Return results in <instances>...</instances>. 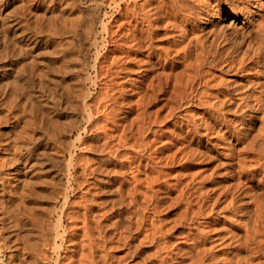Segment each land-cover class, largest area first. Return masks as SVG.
Returning a JSON list of instances; mask_svg holds the SVG:
<instances>
[{
  "label": "rangeland",
  "instance_id": "obj_1",
  "mask_svg": "<svg viewBox=\"0 0 264 264\" xmlns=\"http://www.w3.org/2000/svg\"><path fill=\"white\" fill-rule=\"evenodd\" d=\"M122 1H123V3H122ZM122 1H121V7H122L121 11H118L112 5H110V6L107 5L106 4L107 2H105V3L101 2L100 3L101 5L89 4V6L88 5L83 6V9H84V7H86L87 9L90 8L89 12H88V10L84 9L85 12L87 11L86 13L90 14L91 10H92V12H94V13H92L93 15L90 14L91 16L88 14L91 18H94L92 16L96 17V19L94 18L92 20L93 26H94V31H95L94 33L96 35H94V37H92L93 39L91 38V40H89L90 42L88 40L85 41V49H86V50L84 49L85 50L84 52L86 53L85 58L89 63L88 64L89 66H87L88 67L87 68L88 69L87 74L89 73L88 75H90V77L87 75V79H86V81H84V86L86 85L85 88H86L87 92L90 94L89 97L91 96L90 98L88 97L89 102H91L93 104L97 101L96 99L99 97L98 98L99 104L102 103L103 107L105 106L104 110H106V111H108V108H109L110 111H108V112H111L110 113L111 116H114L116 114V112H118L117 115H115V117H113L114 122L112 120V117L109 115V117H111L110 118L111 122H109V120H108L109 123H108L106 128H108V130H110V131L108 132V130L106 129V132H107L106 135L110 136L113 134L112 136L118 137V135H119L118 133L124 132V131H120V130L122 128H124V129L126 128L127 129L125 131L126 136H128L130 134L132 135L133 132L130 133V131L132 129H133L132 131H135L137 129L135 131V133H137L136 136L138 135V137H139L140 135L141 136L145 135L146 137L142 136V140H139L138 142H136L137 143L136 145H138V146H136V149H134L132 147H124V146L120 148V150L121 149L123 150L125 148L126 149L129 148L128 149L129 151L126 149H125L126 151L124 150L125 152L121 150L123 152V154L120 151L121 156L119 154L118 156H120V157H116L117 160L115 158L116 162H114V165L117 167V168L115 167V169L118 171L121 170L120 172H121V175L123 174V176H121L120 174L116 175V173L114 172V174L117 176V178L115 179L116 182L114 181L113 185L110 187V188L113 187L114 191H112L111 194L109 192L108 193L103 192L102 190L100 192L93 185H91L89 187L87 186L86 182L84 181L85 176L83 177L84 174L82 173L83 168L81 169L82 165H84V167H86L87 165L88 166L91 165L90 168L92 167V165L95 166L96 164H94V163H96L97 158H98L97 151L90 149V148H87L88 145H87V147L85 145L83 147H82V145H80L81 141H82L81 139H83V140L86 139L89 136V132H85L82 128V131H81L82 136H80L78 139H77V132L70 134V135H66L65 136L66 138L61 136V138H63V139H59L60 130L58 128L61 125V122L64 123V124L62 123L63 124L62 126L68 125V122H67L68 120L65 118L62 121L61 120L59 121L57 119L58 121L57 120L56 121L58 123L56 121L54 122L55 125H54V129H52V131L57 130V129L59 130V133H58V130L55 131L58 139H57V141H54L52 138H50L48 133H47V135L44 134L42 136V141L40 144H38L37 155H38V158L41 157V161L43 160L44 162L42 161L43 164L41 165L40 163L35 164L34 160H30V164H33V166L31 167V169H33V171L31 169H29L31 172L29 173L30 177L28 178L29 180L27 179V182L28 183L30 182V183L26 184V183H24V181H22V179H20L18 181H15L13 179L14 174H13L12 168L15 165L14 164L15 162H14V159L11 157H14V154L16 151H17L16 153H18V151H21V152L25 151V148H24L25 147V145H24L25 141H29L30 140L29 138L32 134V132H31L32 124L30 122L31 117L28 116L29 113H27V111L26 112L24 111L25 108L23 110L20 109V106H21L20 103H22V101H20V103H18V99H17L18 105H16V106L20 110H17V108L14 106L13 114L10 113L7 116V117H9V120H7L8 118L7 119L5 118L6 117L5 114H8L9 112L6 113L7 112L6 109L1 111L0 112V205L4 208L3 210L2 209L1 210L2 211L6 210V211L5 212L1 211L0 216L3 213H4L3 215L6 214L5 215L7 217L6 221H10L11 222L10 224H13V222H14L15 225L14 226L12 225L8 229L10 232H11V230L13 231L14 234L13 233H12L13 235L11 234L13 237L11 235H9V237H7L8 239L5 238L7 240L4 241L3 235L1 236V234H0V236L2 237V238L0 237V264H13V263L15 264L16 258H18V259H16L18 264L19 263L30 264L29 262H32V261H30L28 259L29 254L27 253V250H24L26 248V246L28 247L29 244L31 246V243H32V245H34L33 246L34 248L35 247L39 248L41 246L40 237L42 236V234L45 232L46 236L48 235L49 237H51L55 227L58 228L59 233H61V235L63 237L62 238L59 236L57 238L58 252H55L54 250H50V253H51V255H50L51 259L50 260H45V261L43 260L42 261V260L38 259V261L34 264H49V263L53 264L54 263L53 257H56L57 254H60L61 257L60 256L59 257H60L61 262L63 260H66L67 262L69 260L71 261V263H70V261L68 263H66V261H65L64 264H76V263L77 264H86L87 262H84V261L85 260L89 261L91 259L90 258L88 260L86 258L84 259L85 256L82 257V255H84L86 252V255L90 257V253L88 255V252H87L88 249L90 251V248H89L90 246L86 244V243H88L87 238H90V237H86L88 234H85V233H84V235H85V237H84V235L82 233V232H85V230H84L85 226L84 225L86 223L85 224L81 223V220L79 221V218L81 217L80 219H82V217L85 215V214H82L85 212V210H83L85 208H83L84 206L83 207H80V206H81V204H84V203L87 204L86 202L95 199V197H96V200H98V201L94 200L95 201L94 205L92 204L94 202L91 201L90 203L92 205H90L91 206L90 208H89L90 203H88V205L84 204L86 207L88 206L89 210L91 211V212L89 211L88 213L95 215V216L88 215V213H87L88 218H90V217L94 218L95 217L94 219L90 218L93 221L97 220V219H99L98 221L101 220L102 226H104V228L106 227L105 224L107 226L109 225V227H110V224H112L111 225L112 227H110V228L106 227L105 231H102L103 234H105L108 231L105 235V237L107 236V234L109 236V237L108 236L106 237L107 242H106V238L99 237L96 232H95V238L96 239L93 241L94 243H96L95 241H97V240L99 241L102 239L99 242L100 243L102 242L101 244L103 245V247H101L102 245H100V247H99V245H97V244H99V242L96 243V246H97V250H98L97 253H100L101 251H103V252L105 251L104 255L108 256V257H105V259H106L105 264H111V262H113L112 264H115L116 261H117L116 264H124V263L125 264H134V263L135 264H147V263H149V264H162V263L163 264H171V263H173V264H194L195 263L196 264L197 262H198V264H200V261L201 262L203 261L202 264H218V263L219 264H246L245 260L248 258L247 256H250L248 259L250 262H252V260H253L254 264H256V262L264 261V258H262L261 255H258L259 253H256V255H253L254 257L251 256L252 253L250 252V250L247 247H245L246 246V244H245L246 239H244L246 237L245 236V231H246L245 229L246 228H245L243 222L245 221V225H246V224L251 223L252 219H253V216H252L253 213L252 212L254 209L253 207H255V206H254V201L252 202L251 200L255 197V195H257V197L259 199L264 198V174H261V171H262L261 169L263 167L262 165L264 164V160H263L264 159V155H263L264 153H262V152H264V144H260V139H259L261 136V133H259V132H261L260 129L263 128V125H264L263 124L264 123V120H263L264 117L260 116L261 114L258 113L259 117H257L252 124H247L246 122H244L245 121L243 119V118H245L244 115H245V113H248L249 111L240 109V101L237 100L238 99L237 91L235 90L237 88V86L240 84L239 78H240L241 73L245 74V71L239 70V69L233 70V68H229V70L228 69L227 70L221 69V67L224 66V63H222L223 65H217V66H213V67H212V65H208V66L206 65L207 67L206 66L204 67V73L207 77H209V78L205 77L207 79V82H208V86H207L208 89L203 88L205 86H204V84L199 83V80H197L198 78L195 79V80H197V81H194L195 83L193 82V88H197L201 92L199 94V97L198 96L193 97L192 93H190L188 91L189 94L187 92V99L185 98V101L183 99V100H181L180 103H178L179 98L177 96L173 95L174 94L173 91H171L170 89H166L165 92H163V93L157 92V94L155 95L157 99H155V97H153V99L155 101L153 99L148 98V96L146 94H143V91H141L142 88L147 86V84L149 85V80L143 79V74L145 73L144 67H140L142 64V61H139L140 60L139 58L142 59V55H139V54L135 55L134 53H132L129 56V58H127V60L129 59L128 61L131 62V64L129 65V67L127 69L128 72L126 69H124V67L121 66V64L119 62V58H121L122 56L124 57V55H123L124 53H121V51H119V49H117L114 52L115 54L112 53L111 57L109 54L104 55L106 57L108 56V58L101 56L104 53L106 54V47L108 45H110V47L112 45H115L116 43L119 46L123 45L124 41L121 37L123 35H125L123 33L126 32L125 31V29H127L126 27H128V25H131L130 23L134 21L133 20V21L127 23L128 20H132L133 18L132 17L127 18L124 15L123 11L125 12V10H124V1L125 0H122ZM69 2H70V0H69ZM92 5H93V7H92ZM94 5L97 7L94 8L95 7ZM42 6H39L37 11H34L35 15L36 14L38 15L40 11H41V13L45 12V15L44 14L38 15L40 17L38 20L34 19V16H35L34 14L29 13V17L31 20L32 27H33V25L36 24L37 21H38L37 22L38 24H39V22L43 24L42 27L45 25L44 19L48 18V17H46V15H48L51 11L49 9L48 11L46 10L47 11L46 12L45 10H43L44 7H42ZM39 9H41V10H39ZM42 11H44V12H42ZM33 20H35V21L37 20V21L35 22ZM112 20H114V21H112ZM123 22L125 24L124 26H123ZM227 22H228V20L226 19L225 21H223V24L227 23ZM103 23L107 26L105 29H103ZM164 23H165L164 21L159 23L160 31H159L158 38L163 41V42H161V44H164L165 46H169L171 41L178 37V32H176L175 30L174 31L171 30V31L166 32L165 28L163 27ZM118 24H121V25L118 26ZM121 28H123L124 32ZM198 29H200V28H198ZM40 30H41L40 28L37 29V31H38L37 36L40 39H42L43 38V31H41V33H39ZM105 30H106V32H105ZM110 30H112V31H110ZM203 31H204L203 33L207 32L206 29ZM110 32L114 33L113 34L115 36L114 39L116 40L115 44H114V42H111L109 44L108 40L110 38L109 37ZM119 32L120 33L123 32L122 34H120V36L122 35L121 37H119L120 39H118L119 35L117 34ZM166 35H168V36H166ZM175 36H177V37H175ZM92 41H95V42H92ZM218 47H220V52L223 53L224 51H223V48L221 47V45H219ZM39 49H40V47H39ZM118 53L119 54L121 53V55H118ZM115 55H118V56L115 57ZM29 56H30V52H27V53L24 52L20 57L22 60H21V62L20 61L19 62H20V64H22V66H23V64H25L28 67H31L36 71L40 70L39 72H35V74H33L30 77V78H32L31 80L34 79L33 81L36 82V84H39L41 79H40V76L38 73H41V67H42L41 62H39L40 57H38V59L36 58L37 61H34L33 60L34 58L33 57L31 58L32 55L30 57ZM95 57H98V58L101 57L100 59L104 60L103 63L107 64V65L104 64V66L102 65V68L104 71L102 70V68H100L102 71L99 70L101 72V74L98 76L100 79L94 77L95 70L93 67H91V64L93 65V62H95ZM113 57H115V58H113ZM172 57L177 62L178 61L180 62V60L177 59V55L173 54ZM104 58L107 60H105ZM110 58H112V59H110ZM114 59L116 62L114 61ZM26 60H28V61H26ZM106 61H108V62H106ZM109 61H111L112 63ZM24 62H26V63H24ZM105 65H106V67H105ZM167 65L168 66L165 68H163L161 65H158L156 72H158V73L163 72L164 74H166L167 72L173 71V73H175L176 71H178L176 73L180 74L183 72L181 70H184V67H183L184 65L181 62L175 64L174 66H170L169 64H167ZM110 68L112 69V72L114 69V72H113L114 76H113V73L110 72V70H111ZM139 68H140V70H139ZM210 70L211 71L213 70V71L211 72ZM206 71H207V73H206ZM125 72H127V74ZM209 72L211 73L210 75H209ZM106 74H109V75H106ZM115 74H116L117 78L115 77ZM110 75L112 76L111 78H110ZM123 75H125V76H123ZM107 77L110 78V80H112V81H109V79ZM127 77H128V79H127ZM93 78H94L95 82L91 81ZM102 78L105 79V81L101 80ZM131 78H132V80H131ZM134 78L136 81L134 80ZM88 79H91V80H88ZM125 79H127L126 80L127 82L125 81ZM114 80H116V81L114 82ZM104 82L105 83L107 82V83L105 84ZM133 82H135V84ZM108 83L111 86H109ZM113 83L116 86H119V83H120V85L122 83L123 84H122V87L119 86L118 88H115L116 86L114 87ZM117 83H118V85H117ZM144 84H146V85H144ZM213 84H215V85H213ZM135 85H137L138 87ZM209 85H210V87H209ZM105 86H107V87H105ZM112 86L116 90L121 88L120 91L119 90L116 91L115 89L114 90L116 92L112 91L115 99L112 98L113 96H111V98H112L111 99L110 95H108V94H110L111 90L109 93L106 92L107 90L109 91V89ZM108 87H109V89H108ZM113 88H112V90H113ZM211 88H213V89H211ZM222 89L223 90L226 89L228 91V96L229 95L230 96L229 97L227 96V98H224V100L222 98L223 102L221 104H219L218 106H216V108L208 109L209 104H207V102L214 100L213 98H210V97H214L213 96L214 94L212 92L213 91L216 92V90L222 91ZM169 92L171 93V95ZM118 93H119V96L118 95H117L118 97L115 96ZM123 93H124V95H123ZM200 95H202V96L200 97ZM107 96H109V97L107 98ZM208 96H210V97H208ZM120 97L123 99H121ZM206 97H207V99H206ZM106 98H107V100H109L108 102H107ZM146 98H147V101H149L148 99H150V101L153 100V102H148V103H150L149 105L147 104V102H145L143 104V102L146 100ZM201 98H202V100H201ZM188 99L191 101H188ZM103 100H106V101H103ZM116 100H118L120 102L122 101V102L118 103V104L114 103V101L117 102ZM139 100H141V101L139 102ZM192 100L194 101L195 104L193 103ZM183 101H184V104L187 102L184 106L185 109H181L182 105L180 106V109H178L179 107H177L176 105L182 104ZM237 101H238V103H237ZM137 102H139L138 104L140 106V107L138 106V108L136 105ZM173 102L175 104H173ZM108 103L110 105H108ZM112 105L115 108H113V107L111 108L110 106H112ZM141 105L143 106V108H141L142 107ZM173 106H176L175 110L173 109L174 108ZM106 107H108V108H106ZM116 107H118V108H116ZM144 107H145V110H144ZM184 107H182V108H184ZM22 108H23V106H22ZM113 109L114 110L118 109V110L115 112V111H113ZM101 110H103L102 107H101ZM103 111H101V112H103ZM139 111H140V113H139ZM211 111H212V114H211ZM171 112H173L172 116L169 115V114H171ZM240 113L242 115H240ZM101 115H103V113L102 114L98 113V116L100 117V120L98 121L99 123L100 122L102 123L103 121L105 122L104 115L103 116H101ZM145 115H146V117H145ZM166 115H168V117ZM135 116L136 117L141 116L140 119L137 118L139 120L138 122H137V120L134 119ZM148 116L149 117L151 116L150 117L151 119H153V117H154V119L156 118V120L153 119L154 122H152V120H150L148 118ZM101 117H103V118H101ZM123 117H125V118H123ZM83 118L86 119L85 116H82V113L79 112V114L77 115L76 118H70L71 120L69 119V121L72 123V124L70 123V125L78 124V126H80V127H83V125L85 126L87 124V122ZM27 120H29L30 123ZM115 120H116V122H115ZM134 120L136 122H134ZM66 122H67V124H66ZM130 122H133V123H130ZM189 122H190V124H189ZM111 123H115V124H111ZM134 123H138V124L134 125ZM121 124L122 125L126 124L128 127L126 125L122 126ZM130 125H131V127L133 126L135 128H133V127L129 128ZM136 125H139L141 129L139 127L137 128ZM192 125H195V126H192ZM56 126H58V128ZM124 126H126V127H124ZM149 126H151V128ZM115 127H117L118 129H113ZM147 127H149V128H147ZM50 128H52V126ZM128 128H129V130H128ZM188 128H195V130L200 131V132H196V135H194V136L190 135V134L188 135L187 130H186ZM145 129H147L146 132H145ZM263 130H264V128H263ZM263 130H262V133H263ZM141 133H143V134H141ZM103 135H104V133L102 132L101 137ZM104 136L102 138L99 136V138L97 137L96 140H95V138L90 137L86 141L92 142V143H94L96 141L97 143L100 144L104 140ZM141 136L139 137V139H141ZM223 136H224V139H221ZM111 137H108V139L110 140ZM115 137H112L111 140H115ZM131 137L129 136V138H131ZM187 137H188V139H187ZM254 137H256V138L254 139ZM256 139H257V142H256ZM58 140H61V143L64 141H68L66 143L68 144V147L71 149V151H73L72 154L73 155L78 154L80 156L79 157V159H80L79 163H76L74 165V167L70 166L68 170H66L68 167L67 166L65 167V165L68 164L67 161L69 160L70 154L68 152L67 153H65V152L61 153L60 152L61 151L60 146L62 147L63 144L60 145V142H58ZM141 141H143V143H145L146 145L143 144ZM69 142L71 144L70 146H69ZM11 143L14 145L12 146ZM66 143H65V145H67ZM73 143H74V145H72ZM8 144H10L12 147ZM114 144H116V141H114ZM257 147H259V149ZM130 148H132V149H130ZM128 153H129V155L126 156V154H128ZM193 153H194V155H193ZM135 154H136V156H135ZM137 154H139L141 157L139 155L137 156ZM258 155H259V159L257 161ZM143 157H146V158H143ZM121 160H122V162H121ZM132 160L134 163H132V166H131V164H129L128 162L131 163ZM36 162H37V160H36ZM64 163H66V164H64ZM117 163H120V165H118ZM138 163H139V166H138ZM260 163H262V164H260ZM40 166H41V169H40ZM136 166L139 167V169L135 168ZM143 166H144V168H143ZM62 168H63V170H61ZM242 168H244V170ZM58 169H60L61 171H59L60 173L58 172V174H57L56 172L58 171ZM152 169H154V170H152ZM239 169H242V170H239ZM245 169H247V170H245ZM122 170L124 173L122 172ZM118 171H117V173H120ZM53 173L55 175H53ZM37 174H41V178L37 177ZM74 174L75 175L77 174L76 176H78V178H80L79 179L80 181L83 180V183L81 185L85 184L84 186H80V187L77 186L78 183L74 179V176H75ZM79 174L80 175L83 174L82 175L83 178ZM103 174L101 173L99 176L100 177L104 176ZM155 174H158V175L156 176ZM118 175H120L121 178ZM122 177L125 179V182H123L124 179ZM117 179H118V181H121V183H122L121 187H123V191H125V194H126V191L127 192L131 191V193H132L134 190V191H136V192H134L135 193L134 195H136V196L132 195L131 193L129 195L128 194L125 195L123 192L124 197L126 198L125 199L126 201H124V204L122 205V207H118L119 205L118 206L116 205L118 208L117 207H113V208H115L117 210L119 208H121L122 214L125 213L123 216L126 217V215H127L129 217V219H130V217H132L130 219V221H129L128 217H126V218L124 217V220H125L124 222H126L127 220H128L127 222H130V223L133 222L134 218L136 219L135 216H137V214H138V216L140 215V217L142 216V219H140L141 221H139V223L136 221L135 222L137 224L133 223V224H136V228L138 231L136 229L134 230V228H135V226H134V227H131L133 230L131 232V228H129V227L132 225V223L129 225L126 222L125 223L126 226L124 224L123 226L121 225L122 227L121 226L118 227V225L116 226L114 224V222L112 223V221L110 223V218H111V220L114 221L115 215L114 214L111 216L109 215L110 211H109L108 207L112 203L111 201L113 200V198H114V200L119 198L118 194L116 193V188L118 187L117 185L120 182H118ZM128 181H130V182H128ZM116 183H118V184H116ZM227 183L230 185V187ZM15 184L18 185V188H15ZM23 184H24V186H23ZM25 185L27 187H25ZM29 186H31L32 188ZM87 187L89 189H87ZM138 188L141 190L139 191ZM90 189L92 191H89ZM235 189H238V191ZM138 191L141 193L143 192V193L141 194ZM232 191L233 192L237 191V192H235L237 195L235 193H232ZM94 193H96V194H94ZM99 193H101V194H99ZM104 193L105 194L107 193V195H105ZM219 193H221V194H219ZM64 194L68 196L69 202L71 201L69 203L71 209H67V210L69 212H70V210L73 211L72 207L73 208L75 207V211H73V213L80 214L79 216L77 215L79 217V218H77L78 220L75 218L77 216H75V217L73 216V218L76 219V222L79 221L77 223L75 222V219H73L72 217H68L67 214H65V215L62 214L61 210H62L63 202H64V197H63ZM92 194L95 196H93ZM225 194L226 195L229 194V195L226 196ZM232 194H233V196H232ZM109 195L111 196L112 199L110 198ZM219 195H221V199H223V200H221L219 198ZM82 196L86 200H87V197L89 196V197H91V200L88 197L89 200L86 201V200H84V198ZM127 196H129V199H131V200H129L127 198ZM215 196H216V198H215ZM130 197H133V198H130ZM235 197H236V199H235ZM108 198L111 200H109ZM135 198H136V200L134 202ZM141 198H142V200H141ZM229 198L230 199L233 198L232 203H229V201H230ZM82 199L84 200V203H83ZM104 199L105 200L107 199V202L104 201ZM213 199L214 200L216 199L215 200L216 203H215V201L214 202L211 201ZM128 200L131 201V203H133V202L134 203L133 204H131V203L127 204L126 202H128ZM219 200H221V201H219ZM140 201L143 203H141ZM209 202H210V204H209ZM211 202L215 203V204H211ZM218 202H220V203H218ZM72 203L76 206L72 205ZM104 203H105V205H103ZM106 203H109L108 207L106 206L107 205ZM224 203H227L228 205H230V207ZM96 204H98V205H96ZM145 204H146V207H145ZM77 205H80V206H77ZM131 205L134 207H132ZM210 205H212V206H210ZM241 205H243V206H241ZM128 206H131L132 208L131 207L129 208ZM135 206H137V207H135ZM78 207H80V209L81 208L82 209L80 210ZM77 208L79 209L78 211L76 210ZM124 208H125V210H124ZM127 208H129V209H127ZM143 209H145V210H143ZM157 209H158V211L154 212ZM211 209H213V210L215 209V210L213 211ZM227 209L228 210L230 209V210L228 211ZM135 210H138V211H135ZM208 210H211V212H209ZM107 211H109V212H107ZM141 211L143 213L139 214V212H141ZM132 212H136V213L133 214ZM63 213H65V212L63 211ZM193 213H196V214H193ZM204 213H206V214H204ZM97 214H98V216H97L98 218L96 217ZM129 214L130 215L133 214V216H129ZM60 215H61V221L59 220ZM87 215H85V216H87ZM107 215H109L108 218L104 217ZM245 215H247L248 217ZM62 216H64V217L62 218ZM138 216H137V219L140 218ZM235 216L238 218V220ZM144 217H145V219H144ZM69 218H72L74 224L72 223L71 219H69ZM234 218H235V221H234ZM247 218H250V219H247ZM90 219L88 220V224H90V226L92 225L91 226V228H92L94 226L93 224L95 222H92ZM246 219L249 220V222H247ZM103 220H104L105 224H103ZM105 220H106V222H105ZM107 220H108V222H107ZM149 220H150V222H149ZM84 221H86V219ZM89 221H91L92 223H90ZM237 221H238V223L241 221L240 222L241 225L238 224ZM58 222H60L59 225H58ZM151 222L153 224H151ZM69 224L72 225V228H71V225H70V227H68ZM76 224H78V225H76ZM81 224L84 226V228H83V226H81ZM73 225H74V227H73ZM128 225H129V227H127ZM76 226L77 227L79 226L78 229L79 228L80 229L78 230ZM113 226H116L115 229L113 228ZM124 226H125V228H127L125 231H124L125 228L122 229ZM139 226H142V227L140 228ZM242 226L245 228L244 230H243ZM81 227H82V229H81ZM64 228L67 230L65 231ZM104 228L102 227L103 230H104ZM119 228L122 229V234H123L122 236L119 233L117 234V230ZM128 228L130 229V231ZM142 228H144V229H142ZM201 228H203L202 231L200 230ZM72 229H74V230H72ZM69 230H70V232L73 233V235H72V233L69 232ZM127 230H128V232H127ZM63 231H65V233ZM73 231L74 232L78 231V232H75L78 235H76ZM161 231H162V233H161ZM198 231H200V232H198ZM125 232L129 233V235L132 238L134 237V235H136V236L134 239H132V238H130V236H127L128 234L124 235ZM136 232H137V234H136ZM260 233H259V237L257 236V239L261 240V238H262V240H264V234H262V233L260 234ZM6 234H5V236H6ZM116 234H117V236L119 235L120 237L119 236L116 237L115 236ZM146 235H147V237H146ZM67 236H68L69 240L71 238L70 241L69 240L67 241V239H68ZM72 236H74V237H72ZM124 236L129 237V238L128 239L125 238L126 240H122L123 238H121V237H124ZM149 236L152 238V240ZM140 237H142V240ZM72 238H74V241H72L73 240ZM75 238H76V240H75ZM139 238L141 241H139ZM65 239H66V241H64ZM118 239H120L121 241ZM129 239H130V241H132V240L133 241L136 240V241L135 242L132 241V243L129 241L131 243L130 244L128 242ZM12 240H15L17 243L15 241L11 242ZM138 242H139V244L137 245ZM27 243H28V245H27ZM91 243H92V241H90V245H91ZM112 243H114V244H112ZM128 243L130 245H126ZM194 243H196V244H194ZM83 244H85V247ZM93 244H92V246H93ZM104 244H105V246H104ZM82 245H83V247H82ZM15 246H18L17 247L18 249L15 248ZM87 246H88V248H87ZM127 247H129V248H127ZM197 247L199 250L197 249ZM209 248L211 251L209 250ZM100 249H101V251H100ZM207 249H208V251H207ZM17 250H19V251L17 252ZM80 251L81 252L85 251V252L81 253ZM127 251L128 252L130 251V253H128ZM198 251H199V254H198ZM205 252H208V253H206L207 256H206ZM195 254L200 255L199 258H197L198 255L196 257ZM210 254H212V255H210ZM13 255L15 257H13ZM209 255L214 256L213 257L214 259L212 257H210ZM62 256H63V258H62ZM69 256H71V257H69ZM120 256H121V258H120ZM114 257H115V259H114ZM107 258H108V260L110 259V261H108ZM116 258H118V259H116ZM121 259L124 261L122 262ZM228 259H229V262H228ZM120 260L122 263L119 262ZM254 260H257V261H254ZM107 261L110 263H107ZM81 262H83V263H81ZM131 262H133V263H131ZM87 264H89V263H87ZM251 264H253V263H251Z\"/></svg>",
  "mask_w": 264,
  "mask_h": 264
},
{
  "label": "bare ground",
  "instance_id": "obj_2",
  "mask_svg": "<svg viewBox=\"0 0 264 264\" xmlns=\"http://www.w3.org/2000/svg\"><path fill=\"white\" fill-rule=\"evenodd\" d=\"M121 1L122 0H70V2H69V0H0V112L3 111L4 109H6V111H7L6 113H8V112L9 113L8 114H5L6 115L5 118L6 119L8 118L7 120H9V117H7V116L10 113L13 114L14 106L17 108L16 105H18L17 104V99H18V103H20V101H22V103H23V104L20 103V105H21L20 106V109L23 110L25 108L24 111L25 112L27 111V113H29L28 116L31 117V118L30 117L29 118L31 119L30 122L32 124V126H31V132H32V134H31V136L29 138L30 140L29 141H25V144H24L25 147L23 146L25 148V151L24 152L18 151V153H16L17 152L16 151L15 154H14V157H11V158L14 159V162H15L14 163L15 165L12 168L13 174H14L13 179L15 181H18V180L22 179V181H24V183H26V184H29L30 183V182L29 183L27 182V179L30 177L29 176V173L31 172L29 169H31V167L33 166V164H30V160H34L35 164H39V163L41 165L43 164L44 161L43 160H42L43 162L41 161V157L38 158L37 150H38V144L41 143L42 136L44 134L47 135V133H48L49 136H50V138H52L54 141H57L58 138L56 136L57 134L55 133V131H57L59 129L60 130V133H59V130H58V133L60 135L59 136V139H63V138H61V136L62 137H65L66 135H70V134H73L75 132H77V139H78L80 136H82L81 135V133H82L81 131H82V128H83V130L85 132H89V136L86 139H84V140L81 139L82 141H81V144L80 145H82V147L84 145L87 147V145H88L87 148L93 149V150L97 151V153H98L97 161H96V163H94V164H96L95 166L92 165L91 168H90L91 165H89V166L87 165L88 167L87 166L84 167V165H82V167L80 166L81 169L83 168L82 169L83 172L82 171L81 172L84 174V175L82 174L83 177L85 176L84 181L86 182V184H87L88 187L91 186V185H93V186H95L96 189H98V191L101 192V190H102L103 192H107V193L109 192L111 194V192L114 191V190H113V187L112 188H110V187L113 185V182L117 178L116 175L117 174H120L121 175V172H120L121 170L120 171L116 170L115 169L116 166L114 165V162H116L115 161V158L121 156L120 151L122 149L120 150V148L124 146V147H132V148L136 149V146H138V145H136L137 144L136 142H138L139 140H142V136L143 137H146L145 135H142L141 136L139 134L141 136V139H139L140 136L139 137H138V135L136 136L137 133H135V131L137 129L136 130L134 129L135 131H132L133 129L132 130L130 129L131 130L130 133L133 132L132 135L130 134V135L126 136V134H125V131L127 130L126 128L125 129L122 128L120 130V131H124V132L118 133L119 134V135L117 134L118 137L112 136L113 134L110 135V136L109 135H106V133H107L106 132V129L108 130V128H106V127H107L108 123L111 122L110 121V118L112 117V120L114 122L113 117H115V115H117L118 112H116V111L118 109L117 110H114L113 109V111H115L116 114L113 112L115 115L114 116H111L110 115L111 112H108V111H110L109 108L106 107V108H108V111H106V110H104V107L105 106L103 107V104L102 103L99 104V101H98V98L99 97L96 99L97 101L95 103L92 104L91 102H89L88 97H89L90 94L87 92V90L85 88L86 85L84 86V81H86L87 75L89 74V73L87 74V72H88L87 71L88 70L87 69L88 68L87 66H89L88 65L89 63H88V61L85 58V54L86 53L84 52L86 50L85 49V41L86 40H88V41L91 40V38L94 37V35H96L94 33L95 31H94V26H93V21H92L94 18L96 19V17L95 16H92L94 18H91L90 17L91 16L90 14H92L94 12H92V10H91L90 11L91 12L90 14L89 13H86L87 11L85 12L84 9L88 10V12H89V9L90 8L87 9L86 7H84V9H83V6L84 5H88L89 6V4H95V5H98L99 4V5H101L100 4L101 2L102 3L103 2L104 3L107 2L106 3L107 5H109V6L112 5V6H114L115 9H117L118 11H121V8H122L121 7ZM122 3H123V1H122ZM39 6L44 7L43 10H45V11L46 10L48 11L49 9L51 11L48 14L49 16L46 15V17H48V18H45L44 19V24L45 25L43 27H42L43 24L40 23V22L38 24L37 23L38 22L37 20L40 18L38 15H41V14H44L45 15V12L42 11L44 13H41V11L40 12L38 11L39 12L38 15L37 14L36 15L34 14V11H37V9L39 8ZM92 7H93V5H92ZM96 7L97 6H95L94 8H96ZM39 10H41V9H39ZM124 10H125V12L123 11V13H124V15L127 18L128 17H132L133 18V19L131 18L132 20H128L127 19L128 20L127 23H129V22H131L133 20H134L133 21L134 23L131 22L130 23L131 25H128V27L125 26L127 28V29H125V31H126L125 33H123L124 32V30H123L124 27L121 28L123 30L122 33L125 34V35H123L124 37L122 35H121L122 37L120 36V34H122V33H120L121 32L120 31L121 29L119 30L120 32L117 33L119 35V36L117 35L118 36V39H120L119 37H121L123 39V41H124V43L122 42L123 45H120L119 46L117 43H116L117 44L116 45L115 44L116 40L114 39L115 36L113 35L115 32L114 31H113L114 33L110 32L109 33L110 34L109 35L110 38L108 40L109 41V44L111 42H114L115 45H112L111 47H110V45H108L106 47V54L104 53L101 56L103 57L104 55H108L109 54L110 57H111L112 53H114L117 49H119V51H121V53H124L123 55L125 57L124 58L122 56L123 58L122 57L119 58V62L121 64V66L124 67V69L127 70L128 67H129V65L131 64V62L128 61L129 59L127 60V58H129V56L132 53H134L135 55L136 54L142 55V59L139 58L140 60L139 59L138 60L139 61H142V64H141L140 67H144V70H145V73L143 74V79L149 80V85L147 84V86L144 87V88H142L141 91H143V94H146L148 96V98L153 99V97H155V99H157L156 96H155L157 94V92L163 93V92H165L166 89H170L171 91H173V93H174L173 95L174 96H177L179 98V102L178 103H180L181 100H183V99L185 101V98L187 99V92L188 91L190 93H192L193 97H195V96H198L199 97V94L201 92L199 91V89L193 88V82L199 80V83L200 84H204L205 87H203V88H207L208 82H207V79L206 78H209V77H207L205 75V73H204V67L206 65L207 66L208 65H212V67L213 66H217V65H223L222 63H224V66H222L221 69H226V70L228 69L229 70V68H233V70L234 69H239V70L245 71V74L244 73L243 74L241 73L240 78H239L240 79L239 80L240 81L239 82L240 84L238 86L236 85L237 88L235 89L237 91V97H238L237 100L240 101V109L241 110L243 109V110L249 111L248 113H245V115H244V117H245V118H243L245 120L244 122H246L247 124H252L254 122V120L257 117H259L258 116L259 115L258 113L261 114L260 116L264 117V0H125L124 1ZM29 13L30 14H34L35 15V16L33 15L34 16V19H37L36 20L37 22L35 20H33V21L36 22V24L34 23L35 25H33V27L31 25V20H30V17H29ZM226 19L228 20V22L223 24V21H225ZM112 21H114V20H112ZM163 21L165 22L163 24V27L165 28V31L166 32L167 31H171V30L172 31L175 30L176 32H178V37L175 36L177 38H175L174 40H172L170 44L168 43L169 46H165L164 44H161V42H163V41L158 38L159 31H160L159 23L160 22H163ZM120 25L121 24H118V26H120ZM124 25L125 24L123 22V26ZM106 27L107 26L103 23V29H105ZM39 28L41 29L39 33H41V31H43V38L42 39H40L37 36V32L39 31V30L37 31V29H39ZM198 28H200V29H198ZM205 29L207 30V32L206 33H203L204 32L203 30H205ZM110 31H112V30H110ZM105 32H106V30H105ZM166 36H168V35H166ZM92 42H95V41H92ZM219 45H221V47L223 48V51H224L223 53L220 52V47H218ZM39 47H40V49H39ZM24 52L25 53L30 52V56L32 55L31 58L33 57L34 58L33 59L34 61H37L36 58L38 59V57H40L39 62H41L42 65L41 64L40 65L42 67H41V73H38L39 76H40V79H41L40 82H39V84H36V82L33 81L34 79L31 80L32 78H30V77L33 74H35V72H39L40 70L37 69L38 71H36L33 68L28 67L25 64H23V66H22V64H20V62L22 60L20 57H21V55ZM121 53L120 54L118 53V55H121ZM173 54L177 55V59L180 60V62L184 65L183 66L184 67V70H181L183 72L180 73V74L176 73L178 71H176L175 73H173V71L172 72H167L166 74H164L163 72H161V73L156 72V69L158 68L157 67L158 65H161L163 68H165V67L168 66L167 64H169L170 66H174L175 64L180 63L179 61L177 62L172 57ZM118 55H115V57L118 56ZM98 57H95V62H93V65L91 64V67H93L94 70H95V73H94V77L95 78H99L98 76L101 74V72L99 70H101L100 68H102V65L104 66V64H106V63H103V61H104L103 59L102 60L100 59L101 57L100 58H98ZM104 57H106V56H104ZM115 57H113V58H115ZM106 58H108V56ZM110 59H112V58H110ZM105 60H107V59H105ZM26 61H28V60H26ZM114 61H115V59H114ZM106 62H108V61H106ZM109 62H111V61H109ZM24 63H26V62H24ZM106 65H105V67H106ZM102 70H103V68H102ZM139 70H140V68H139ZM110 72L113 73L114 72V69H113V72H112V69L110 70ZM127 72H128V70H127ZM127 72H125V73L127 74ZM206 73H207V71H206ZM210 74L211 73L209 72V75ZM106 75H109V74H106ZM111 75H110V78L112 77ZM88 76L90 77V75H88ZM113 76H114V73H113ZM123 76H125V75H123ZM115 77H116V74H115ZM110 78H108L109 81H112V80H110ZM196 78H198V79L195 80ZM127 79H128V77H127ZM127 79H125V81ZM88 80H91V79H88ZM101 80H104L105 81V79H103V78ZM131 80H132V78H131ZM134 80H135V78H134ZM91 81H94V78ZM115 81L116 80H114V82ZM133 83L135 84V82H133ZM122 84L120 85V83H119V86L122 87ZM108 85H109V83H108ZM117 85H118V83H117ZM144 85H146V84H144ZM213 85H215V84H213ZM109 86H111V85H109ZM115 86L116 85L114 84V87ZM119 86H116L115 88H118ZM135 86H137V85H135ZM105 87H107V86H105ZM209 87H210V85H209ZM112 88H113V86L110 89L108 87L109 91L107 90L106 92L109 93L110 90H111V92L112 91L116 92L118 90L120 91V89H121L120 88V89H117L116 90L115 88H113V90H112ZM211 89H213V88H211ZM220 90L219 91L216 90V92H214V91L212 92L214 94V95L212 94L214 97L208 96V97L214 99V100L212 99L213 101L207 102V104H209L208 105V109L216 108V106H218L219 104H221L223 102L224 98H227L228 91L226 89L225 90L222 89V91H220ZM111 92H110V94L107 93L108 95H110V98H111V96H113V92L112 93ZM189 92H188V94H189ZM119 93L116 94L115 96H117V95L119 96ZM171 93H170V95H171ZM123 95H124V93H123ZM201 96L202 95H200V97ZM108 97L109 96H107V98ZM107 98H106V100H107ZM112 98H114V96ZM222 98H223V100H222ZM121 99H123V98H121ZM150 99H148L149 101H147V98H146V100L143 102V104L145 102H147V104L149 105L150 103H148V102H153V100H154L153 99V100L150 101ZM189 99H188V101H191ZM206 99H207V97H206ZM106 100H103V101H106ZM201 100H202V98H201ZM108 101L109 100H107V102ZM116 101L117 102L114 101V103H117L118 104V103H121L122 102V101L120 102L118 100H116ZM140 101L141 100H139V102ZM184 101L182 102V104L176 105L177 107H179L178 109H180V106L181 105H182V107L185 106V104L187 102L184 104ZM139 102H137V104H136L137 105V108L139 106V104H138ZM193 103H194V101H193ZM237 103H238V101H237ZM173 104H175V103L173 102ZM108 105H110V104L108 103ZM22 106H23V108H22ZM143 106L141 108H143ZM176 106H173L174 107L173 108L174 110H175V107ZM101 107H102V109L105 112L103 110H101ZM110 107L111 108L112 107L115 108L113 105L110 106ZM118 107H116V108H118ZM182 107H181V109H185V107L184 108H182ZM20 109L17 108V110H20ZM144 110H145V107H144ZM101 111H103V112H101ZM79 112L82 113V116H85L86 119H84V118L83 119L86 120L87 124L85 126L83 125V127L78 126V124L70 125L71 122L69 121V119L70 118H76L77 115L79 114ZM98 113L99 114H102L103 113V115L105 117L104 118L105 122L103 121L104 123L103 122L102 123L101 122L100 123L98 122L100 120V117L98 116ZM139 113H140V111H139ZM172 114H173V112H171V114H169V115L172 116ZM211 114H212V111H211ZM103 115H101V116H103ZM109 115L111 117H109ZM240 115H242V114L240 113ZM166 116L168 117V115H166ZM140 117H136L135 116L134 119L137 120V122H138L139 121L138 119H140ZM145 117H146V115H145ZM150 117L148 116V118L150 120H152V122H154V120H156V118L154 119V117H153V119H154L153 120ZM65 118L68 120L67 121L68 122V125L62 126L64 123L61 122V125L60 126L62 128L60 126H59V128H58V126H56L58 129L52 131V129H54V125H55L54 122L57 119L59 121L60 120L62 121ZM101 118H103V117H101ZM123 118H125V117H123ZM108 120H109V122H108ZM135 120H134V122H136ZM27 121L29 122V120H27ZM67 122H66V124H67ZM115 122H116V120H115ZM130 123H133V122H130ZM111 124H115V123H111ZM135 124H138V123H134V125ZM189 124H190V122H189ZM123 125H126V124H123ZM51 126H52V128H50ZM126 126H124V127H126ZM192 126H195V125H192ZM132 127L130 125L129 128H132ZM136 127L137 128L138 127L140 128L139 125H136ZM149 127L151 128V126H149ZM149 127H147V128H149ZM129 128H128V130H129ZM133 128H135V127H133ZM263 128H264V125H263ZM263 128H261L260 129L261 132H259V133H261V136L259 138L260 139V144H264V130H263ZM113 129H118V128L115 127ZM146 130L147 129H145V132H146ZM186 130H187L188 135L190 134V135H193V136L196 135V132H200V131L195 130V128H188ZM262 130H263V133H262ZM109 131L110 130H108V132ZM102 132L104 133L105 136L103 135L104 136V140L99 144L95 140H96L97 137L98 138H99V136L101 137V133ZM141 134H143V133H141ZM111 136L112 137H115V140H111L112 139ZM129 136L130 137L132 136L131 137L132 139L129 138ZM90 137L91 138H95V140L93 139L95 141L94 143L87 142L86 141ZM108 137H111V139L109 140ZM255 138L256 137H254V139ZM187 139H188V137H187ZM221 139H224V136ZM114 141H116V144H114ZM58 142H60V145L63 144L62 147L60 146V148H61V151L60 152L61 153H63V152L67 153L68 152L70 154L69 160L67 161L68 164L64 163V164H66L65 167L66 166L68 167L67 169L66 168L65 169L68 170L70 166L74 167V165L76 163H79V160H80L79 157L80 156L78 154L77 155H73L72 154L73 151H71V149L68 147V144L66 143L68 141H64L67 145H65L64 142L61 143V140H58ZM141 142L143 143V141H141ZM256 142H257V139H256ZM143 144H145V143H143ZM8 145H10V144H8ZM13 145L14 144H12V146ZM70 145L71 144L69 142V146ZM72 145H74V143ZM132 148H130V149H132ZM257 148L259 149V147H257ZM125 149H123L122 151H124ZM128 149H126V150H128ZM122 151H121V153L123 154ZM262 153H264V152H262ZM119 154H120V156H118ZM127 155H129V153L126 154V156ZM138 155L139 154H137V156ZM193 155H194V153H193ZM135 156H136V154H135ZM143 158H146V157H143ZM258 159H259V155H258L257 161H258ZM36 160H37V162H36ZM116 160H117V158H116ZM121 162H122V160H121ZM128 163L131 164V166H132V163H134V162L132 160L131 163L130 162H128ZM117 164L120 165V163H117ZM260 164H262V163H260ZM138 166H139V163H138ZM262 166L263 167L261 169L262 170L261 171V174H264V164ZM135 168H138L139 169V167H137V166ZM143 168H144V166H143ZM40 169H41V166H40ZM242 169L244 170V168H242ZM242 169H239V170H242ZM31 170L33 171V169H31ZM61 170H63V168ZM61 170L58 169V171L56 170L57 172L56 171L55 172L58 174V172L61 171ZM152 170H154V169H152ZM245 170H247V169H245ZM117 171L120 172V173H117ZM114 172L116 173V175L114 174ZM122 172H123V170H122ZM54 173H53V175L56 174V173L55 174ZM101 173L102 174L104 173L103 174L104 176H101L100 177L99 175ZM82 175H80V176L82 177ZM120 175H118V176H120ZM155 175L157 176L158 174H155ZM75 176H74V179L78 183L77 186H79V187L80 186H84L85 184L84 185H81L83 183V180L80 181L79 180L80 178H78V176H76V177ZM121 176H123V174ZM121 176H120V178H121ZM37 177H40L41 178V174H37ZM117 181H118V179H117ZM118 182H120V183L119 184L116 183V184H118L117 185L118 187L116 186L117 187L116 188V193L118 194L119 198H117L116 200H114V198H113V200L111 201L112 203L109 205V207H108V204L110 202L109 203H106L107 204L106 206L108 207V209L110 211V214L109 215L111 216V215L114 214L115 215L114 217L116 218V219L114 218V221L111 220V218H110V223L112 221V223L114 222V224L116 226L118 225V227H119L121 225L123 226L128 220L126 219L127 221L124 222L125 221L124 220V217L125 216H123V215L125 213L122 214L121 208H119L118 210L115 209V208H113V207H117L118 205H119L118 207H122V205L124 204V201H126L125 200L126 198L124 197L125 191H123V187H121L122 186V183H121V181H118ZM123 182H125V179H124ZM128 182H130V181H128ZM23 186H24V184H23ZM25 187H27V186L25 185ZM29 187H31V186H29ZM88 187H87V189H89ZM229 187H230V185H229ZM15 188H18V185L17 184H15ZM140 190L141 189H139V191ZM235 190L238 191V189H235ZM89 191H92V190L90 189ZM237 191H234V192L232 191V193H235ZM123 192H124V194H123ZM134 192H136V191L133 190L132 193H131V191L130 192H127L126 191V194L125 195H127V194L129 195L130 193L132 195H134L135 194ZM96 193H94V194H96ZM107 193L106 194L104 193V194L107 195ZM139 193H141V192H139ZM99 194H101V193H99ZM219 194H221V193H219ZM64 195H63L64 202H63V207H62V210H61L62 211V214H64V215L67 214L68 217H72V218H73V216L74 217L77 216V215L79 216L80 214L73 213V211H75V207L74 208L72 207L73 211L70 210L71 213L67 210V209H71L70 204H69L71 201L69 202L68 196L67 195L64 196ZM227 195H229V194H227ZM93 196H95V195H93ZM134 196H136V195H134ZM232 196H233V194H232ZM88 197H87V200H89ZM89 198L91 200V197H89ZM110 198H111V196H110ZM127 198L129 199V196H127ZM130 198H133V197H130ZM215 198H216V196H215ZM219 198L221 199V195H219ZM111 199H109V200H111ZM235 199H236V197H235ZM84 200H86V199L84 198ZM84 200H83V203H84ZM94 200L95 201H98V200H96V197H95V199L91 200L92 202H94V203H92L93 205L95 204V201ZM129 200H131V199H129ZM129 200H128V202H126L127 204H130L131 203V201H129ZM135 200H136V198L134 199V202H135ZM141 200H142V198H141ZM215 200L213 199L211 201L214 202ZM221 200H223V199H221ZM221 200H219V201H221ZM91 201H88V202H86L87 204H85V203L84 204L85 205H88V203H90ZM104 201L107 202V199L106 200L104 199ZM232 201H233V198L230 199L229 203H232ZM251 201L252 202L254 201V206H255V207H253L254 209L252 208L253 209V212H252L253 213V215H252L253 216L252 222L249 223V224H246L247 225L246 226L245 225V221L244 222L242 221L244 223L245 228H246L245 229L242 226L243 227V230L244 229L246 230L245 231V236L246 237L244 238V239H246V241H245L246 246L245 247H247L250 250V252L252 253L251 256L256 255V253H259L258 255H261L262 258H264V240H262V238H261V240H258L257 239V236L259 237V233L260 232L262 234H264V198H260L259 199L257 197V195H255V197ZM212 202H211V204H215L216 203V201H215V203H212ZM133 203H131V204H133ZM141 203H143V202H141ZM218 203H220V202H218ZM84 204H81V206L80 205H77V206H80V207H83L84 206L83 208H85V209H83V210H85V212L82 213V214L87 215V213L90 211L89 210V208L91 207L90 205H92V204L91 203L89 204V208H88V206L86 207ZM209 204H210V202H209ZM224 204H227V203H224ZM72 205H74V204L72 203ZM96 205H98V204H96ZM103 205H105V203ZM243 205H241V206H243ZM74 206H76V205H74ZM131 206H128V207L130 208ZM210 206H212V205H210ZM228 206L230 207V205H228ZM80 207H78V208L80 209ZM132 207H134V206H132ZM135 207H137V206H135ZM145 207H146V204H145ZM78 208L76 209L77 211L79 210ZM129 208H127V209H129ZM1 209L3 210L4 208L0 205V212L2 211ZM124 210H125V208H124ZM143 210H145V209H143ZM211 210H213V209H211ZM211 210H208V211L211 212ZM5 211H2V212H5ZM63 211L65 213H63ZM109 211H107V212H109ZM135 211H138V210H135ZM156 211H158V209L155 210L154 212H156ZM132 213L134 214L136 212H132ZM141 213H143V212L142 211L139 212V214H141ZM206 213H204V214H206ZM3 214L0 216V234H1V236L3 235V237H4L3 239L5 241V240L8 239L7 237H9V235H11L13 233L12 230H11V232L8 230L9 227H11L12 225L14 226L15 224H14V222H13V224H10L11 223L10 221H6V219H7V217L5 216L6 214L5 215H3ZM133 214H131V215L129 214V216H133ZM193 214H196V213H193ZM85 215L83 216L84 218L82 217V219H80L81 217L79 218L78 216L75 217L76 219L79 218V221L81 220V223H83V224L86 223L84 225L85 226V229H84L85 232H82V231L81 232L83 233V235H84V233L85 234H88L86 237H90V238H87L89 244L86 243L87 245L90 246L89 247L90 248V251H89V249L87 251L88 252V255L90 253V257L86 255V252L85 251H84L85 254L82 255V257L85 256L84 259L86 258L88 260L90 258L91 260H89V261H86V260L84 261L83 260V261L84 262H87L89 264H105V260H106L105 257H108V256L104 255L105 254L104 253L105 251L103 252V251H101V249H100L101 252L99 251L100 253H97L98 250H97V246H96V243H98L102 239L99 240V241L98 240L95 241L96 243H94L93 241L96 239L95 238V232L97 233V235L99 237L106 238L108 236V234H107L106 237H105V235H106V233L108 231L106 230L107 232L105 234H103L102 231H105V228L106 227L108 228L109 225L107 226L104 223V220H103V224H105V226H106L104 228V226H102V221L101 220L98 221L99 219H97L98 218L97 217L98 214L96 215V217H97L96 219L97 220H94V221L91 220V219H94L95 217L94 218H91L89 216L91 219L88 218V215H93V214H89L88 213L87 216H85ZM109 215L104 216V217L108 218ZM93 216H95V215H93ZM137 216H138V214H137ZM137 216H135L136 219L134 218L133 222H131L132 225L130 227H129V225L131 223L130 222H127L129 224L127 227L131 228V227H134L135 226L134 230L135 229L137 230V228H136V224L137 223L136 222L139 223V221H141L140 219H142V216L140 217V215H139L138 216V217H140L139 219H137ZM245 216H247V215H245ZM63 217L64 216H62V218ZM126 217H128V216L126 215ZM72 218H69V219H71L72 223L74 224ZM75 218H73V219H75ZM131 218L132 217H130V219ZM76 219H75V222H76ZM83 219L84 220L86 219V221H84ZM89 219L92 222H95L93 224L94 226L92 228H91L92 225L90 226V224H88V220ZM128 219H129V217H128ZM130 219H129V221H130ZM144 219H145V217H144ZM247 219H250V218H247ZM59 220L61 221V215L59 216ZM237 220H238V218H237ZM79 221H77V222H79ZM91 221H89V222L92 223ZM234 221H235V218H234ZM105 222H106V220H105ZM107 222H108V220H107ZM149 222H150V220H149ZM240 222L238 223V221H237L238 224H240ZM247 222H249V220H247ZM59 223L60 222H58V225H59ZM133 223H136V224H133ZM151 224H153V223L151 222ZM70 225L71 224H69L68 227H70ZM76 225H78V224H76ZM111 225L112 224H110V227H112ZM81 226H83V225L81 224ZM84 226H83V228H84ZM116 226H113V228L115 229ZM125 226H126V224H125ZM125 226L122 229H124ZM73 227H74V225H73ZM78 227H77V229H78ZM102 227L104 228V230L102 229ZM139 227L141 228L142 226H139ZM71 228H72V225H71ZM81 229H82V227H81ZM119 229L118 230L116 229L117 230V234L119 233L122 236L123 235L122 234V229L121 228H119ZM126 229L127 228H125L124 231ZM142 229H144V228H142ZM202 229L203 228H201L200 230L202 231ZM66 230L67 229H65V231ZM72 230H74V229H72ZM65 231H63V232L65 233ZM129 231H130V229H129ZM132 231L133 230L131 228V232ZM69 232H70V230H69ZM75 232H78V231H75ZM127 232H128V230H127ZM198 232H200V231H198ZM70 233H72V232H70ZM161 233H162V231H161ZM5 234H6V236H5ZM45 234L46 233L44 232L42 234V236L40 237V240H41V243L40 244H41V246L39 248L38 247H35L34 248L33 247L34 245H32V243H31V246L29 244L28 247L27 246H26V248L24 247L25 248L24 250H27V253L29 254V258L28 259L30 261H32V262H29L30 264L36 263L38 261V259L39 260H42V261L43 260L44 261L45 260H50L51 259L50 250H54L55 252H58V248H57V244H58L57 243V238L59 236L62 237L61 233H59L58 228H56V227L54 228L53 234H52L51 237H49L48 235H47L48 236L47 237ZM117 234L115 235L116 237L119 236V235L117 236ZM125 234L126 235L128 234L127 236H130L129 233H126L125 232L124 235ZM136 234H137V232H136ZM72 235H73V233H72ZM76 235H78V234H76ZM135 236L136 235H134L133 238L130 236V238L134 239ZM72 237H74V236H72ZM84 237H85V235H84ZM146 237H147V235H146ZM5 238H7V239H5ZM67 238H68V236H67ZM121 238H123L122 240H126L125 238L128 239L129 237L124 236V237H121ZM140 238L142 240V237H140ZM140 238H139V241H141ZM72 239H73L72 241H74V238H72ZM68 240H69V238L67 239V241ZM70 240H71V238H70ZM75 240H76V238H75ZM118 240H120V239H118ZM151 240H152V238H151ZM14 241L15 240H12L11 242H14ZM64 241H66V239ZM90 241H92L91 245H90ZM129 241H130V239L128 240V242ZM132 241H130V242L132 243ZM135 241L136 240H134L133 242H135ZM106 242H107V238H106ZM101 243L99 242V244H97V245H99V247H100V245H102ZM129 243L126 244V245H130L131 244V243L130 244ZM92 244H93V246H92ZM112 244H114V243H112ZM138 244H139V242L137 243V245ZM194 244H196V243H194ZM27 245H28V243H27ZM83 245L85 247V244H83ZM83 245H82V247H83ZM18 246H15V248H17ZM104 246H105V244H104ZM101 247H103V245ZM87 248H88V246H87ZM127 248H129V247H127ZM197 249H198V247H197ZM209 250H210V248H209ZM18 251L19 250H17V252ZM207 251H208V249H207ZM84 252H81V253H84ZM128 253H130V251ZM206 253H208V252H205V254ZM198 254H199V251H198ZM198 254H195L196 257H197ZM210 255H212V254H210ZM59 256H60V254H57L56 257H53L54 258V263L53 264H64V262L66 260H63L61 262V260H60V257L61 256L60 257ZM199 256L200 255H198L197 258H199ZM206 256H207V254H206ZM13 257H15V256L13 255ZM69 257H71V256H69ZM210 257L213 258L214 256H210ZM247 257L249 258L250 256H247ZM62 258H63V256H62ZM118 258H116V259H118ZM120 258H121V256H120ZM248 258L245 260V263L246 264H249V263L250 264L251 263L254 264L253 260H252V262H250ZM16 259H18V258H16ZM16 259H15V262H16L15 264H18L17 261H16ZM114 259H115V257H114ZM107 260H108V258H107ZM121 260L119 261L120 263H122L124 261V260H122V262H121ZM257 260H254V261H257ZM108 261H110V259ZM108 261H107V263H110ZM68 262L66 261V263H68ZM116 262H115V264H116ZM133 262H131V263H133ZM202 262L200 261V264H202ZM228 262H229V259H228ZM70 263H71V261H70ZM81 263H83V262H81ZM112 263L113 262H111V264ZM19 264H21V263H19ZM147 264H149V263H147ZM171 264H173V263H171ZM196 264H198V262ZM256 264H264V261L256 262Z\"/></svg>",
  "mask_w": 264,
  "mask_h": 264
}]
</instances>
